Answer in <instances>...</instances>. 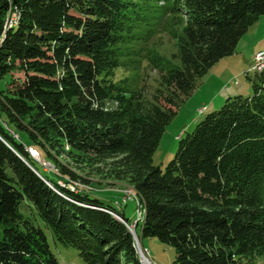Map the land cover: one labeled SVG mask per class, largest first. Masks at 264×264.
<instances>
[{"label": "trees", "instance_id": "trees-1", "mask_svg": "<svg viewBox=\"0 0 264 264\" xmlns=\"http://www.w3.org/2000/svg\"><path fill=\"white\" fill-rule=\"evenodd\" d=\"M11 7L18 23L5 27ZM150 11L157 26L163 16L181 26L179 64L136 48L153 34L142 28ZM263 14L264 0H0V77L11 75L0 92V264H59L37 218L87 264H141L109 212L128 222L123 210L56 181L91 175L132 186L141 236L171 245L174 264H264V68L246 74L251 95L226 98L178 138L164 168L153 164L199 79ZM145 57L143 75L115 79Z\"/></svg>", "mask_w": 264, "mask_h": 264}, {"label": "rangeland", "instance_id": "rangeland-1", "mask_svg": "<svg viewBox=\"0 0 264 264\" xmlns=\"http://www.w3.org/2000/svg\"><path fill=\"white\" fill-rule=\"evenodd\" d=\"M161 16L157 11L145 13L142 28L152 30L153 34L147 40H139L136 48L139 46L140 54L149 56L159 55L165 62L167 59L173 64H179L178 59H172L171 54L177 51L176 39L174 33H179L181 26L175 25L169 21L168 16H163L162 21L157 26V20ZM157 30V32H156ZM144 32V33H145ZM264 51V14L260 15L258 20L251 25L248 30L239 39L235 51L214 63L208 72L199 79L195 90L186 98V100L177 109L172 120L165 126L162 132L157 148L153 154V164L164 166L170 161L175 154L178 138L190 133L196 124L209 112L222 106L224 100L235 95L249 96L252 94V85L245 71L252 62L253 55ZM150 51V52H149ZM150 67L148 59L142 58L139 67L119 68L116 72L115 79L122 76L134 74H144V71ZM157 72L152 71L151 77H156ZM11 75L5 74L0 77V92L6 93ZM1 114V118H3ZM21 139L28 142L29 139L23 131H19ZM19 137V135L16 133ZM36 166L47 175L54 178L53 172L56 168L38 155L34 159ZM87 183L80 184L78 180H63L57 178L56 181L61 186L71 190L90 191L91 197L99 198L105 204L115 209H121L127 218V227L129 231H134V244L138 257L142 262L146 258L150 264H174L175 251L171 245L160 242L153 236H141L138 213L139 204L136 193L132 186L125 182L101 179L97 175L86 176ZM119 201L120 203L116 202ZM20 211L24 214L32 215L29 202H22ZM113 214V212L109 211ZM34 214V212H33ZM36 224L44 229L51 252L57 258L59 264H87L78 255V251L69 246H63L55 241L50 233L44 228L40 219H36ZM137 225V226H136ZM132 234V233H131ZM137 241V242H136Z\"/></svg>", "mask_w": 264, "mask_h": 264}, {"label": "bare ground", "instance_id": "bare-ground-1", "mask_svg": "<svg viewBox=\"0 0 264 264\" xmlns=\"http://www.w3.org/2000/svg\"><path fill=\"white\" fill-rule=\"evenodd\" d=\"M18 19H19V12L17 8L11 7L9 12L6 14L5 27L15 26L18 23ZM261 54H262V58L256 60V62L252 65V68L250 69L249 74L259 72L264 68V51L260 50L256 52L253 55V57H261ZM28 152L33 159H36V158L38 159L37 157L38 152L35 149L28 147ZM33 153L36 154L37 156H35ZM140 214H141V211H139L138 213L139 217H140ZM142 264H150V263L146 258H144V261L142 262Z\"/></svg>", "mask_w": 264, "mask_h": 264}, {"label": "built area", "instance_id": "built-area-1", "mask_svg": "<svg viewBox=\"0 0 264 264\" xmlns=\"http://www.w3.org/2000/svg\"><path fill=\"white\" fill-rule=\"evenodd\" d=\"M262 58V54L261 57H252V62L250 64V66L247 68V70L245 71V74H249L250 69L252 68V65L256 62L257 59ZM31 147V146H30ZM34 154V153H33ZM35 156H37L36 154H34ZM38 157V156H37Z\"/></svg>", "mask_w": 264, "mask_h": 264}, {"label": "water", "instance_id": "water-1", "mask_svg": "<svg viewBox=\"0 0 264 264\" xmlns=\"http://www.w3.org/2000/svg\"><path fill=\"white\" fill-rule=\"evenodd\" d=\"M113 215L116 216L119 220L123 221L127 225L126 221L124 220V218L121 215H119L117 213H113ZM131 233H132V235L134 237L135 234H134V231L133 230L131 231Z\"/></svg>", "mask_w": 264, "mask_h": 264}, {"label": "crops", "instance_id": "crops-1", "mask_svg": "<svg viewBox=\"0 0 264 264\" xmlns=\"http://www.w3.org/2000/svg\"><path fill=\"white\" fill-rule=\"evenodd\" d=\"M125 214V213H124Z\"/></svg>", "mask_w": 264, "mask_h": 264}]
</instances>
